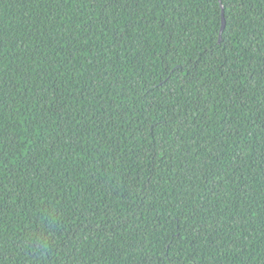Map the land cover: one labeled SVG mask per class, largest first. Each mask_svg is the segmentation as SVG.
<instances>
[{
  "label": "trees",
  "instance_id": "16d2710c",
  "mask_svg": "<svg viewBox=\"0 0 264 264\" xmlns=\"http://www.w3.org/2000/svg\"><path fill=\"white\" fill-rule=\"evenodd\" d=\"M221 5L0 0V264H264V0Z\"/></svg>",
  "mask_w": 264,
  "mask_h": 264
},
{
  "label": "water",
  "instance_id": "95a60500",
  "mask_svg": "<svg viewBox=\"0 0 264 264\" xmlns=\"http://www.w3.org/2000/svg\"><path fill=\"white\" fill-rule=\"evenodd\" d=\"M219 2H220V6L222 7L221 0H219ZM223 27H224V17H223V8H222V17H221V29H220V32L222 31Z\"/></svg>",
  "mask_w": 264,
  "mask_h": 264
}]
</instances>
